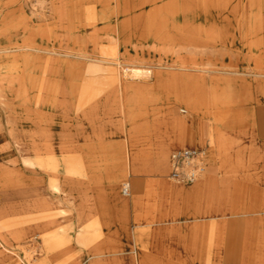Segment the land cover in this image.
I'll list each match as a JSON object with an SVG mask.
<instances>
[{"label":"rangeland","instance_id":"1","mask_svg":"<svg viewBox=\"0 0 264 264\" xmlns=\"http://www.w3.org/2000/svg\"><path fill=\"white\" fill-rule=\"evenodd\" d=\"M113 9L122 14L113 15L109 32L98 13ZM130 13L138 21L128 25ZM130 47L159 56L138 68L141 63L118 56ZM77 63L84 64L86 80H154L158 72L170 97H178L181 117L201 106L210 120L202 142L189 143L194 135L186 133L180 147L242 146L229 147L222 160L243 156L246 166L252 155L264 158V152H237L253 150L250 145L264 150V0H0V232L6 240L0 237V264H141L139 247L137 262L127 255L97 262L111 255L100 248L107 234L92 222L79 232L72 212L59 208V196L56 204L49 199L50 189L61 193L59 158L50 154L33 163L27 151H17L28 149V136L14 135L12 124L29 119L30 81L65 79L67 65ZM206 164L204 177L212 170L209 157ZM236 166L218 170L223 200L209 204L227 203L229 214L211 222L225 231L210 233L209 240L214 246L228 240L229 264H264V168ZM45 178L50 189L35 184ZM142 235L151 234L136 229L138 245Z\"/></svg>","mask_w":264,"mask_h":264},{"label":"crops","instance_id":"2","mask_svg":"<svg viewBox=\"0 0 264 264\" xmlns=\"http://www.w3.org/2000/svg\"><path fill=\"white\" fill-rule=\"evenodd\" d=\"M100 6L97 2L96 9ZM120 13L115 9L99 11L103 21L98 23L108 25L104 28L110 32L113 15ZM131 14L126 19L128 25L138 21ZM121 54L131 62L141 63L134 64L138 68L150 67L146 64L149 58L159 56L149 49L131 47L119 49L118 56ZM158 68L151 66L153 71ZM66 69L65 79L30 81L29 119L12 125L14 135L28 136V149L20 145L17 151H27L30 161L34 163L36 158L50 154L59 158L60 176L56 178L60 195L50 189V179L45 178V183L38 179L35 184L49 185L53 204L59 196V208L72 212L73 226L79 229L92 222L100 226L98 233L107 234L100 248L111 251V255L96 261L119 262L124 255L129 262L136 261L133 253L139 247L141 264H229L228 240L215 246L209 240L210 233L225 231L211 222L229 214L228 204L216 202L213 207L209 201L223 200L224 174L220 169L227 164L237 165V169H260L264 168V158L255 161L257 155H252L247 166L240 160L247 159L243 156L236 157L239 162H225L223 154L230 152L229 147L242 146H202L198 149L207 150L210 175L191 186L177 188L168 177L171 153L182 148L181 138L186 133L196 139L187 138L189 143H200L210 121L206 110L199 106L198 111L191 110L189 118L181 117L177 113L178 97H170L158 72H154V80H86L84 64L77 63L73 68L67 65ZM69 71L75 76H69ZM252 148L237 152H264L259 146L250 145L248 149ZM126 184L129 196L123 194ZM138 228L142 234H151L146 240L142 235L139 245L134 236Z\"/></svg>","mask_w":264,"mask_h":264},{"label":"built area","instance_id":"3","mask_svg":"<svg viewBox=\"0 0 264 264\" xmlns=\"http://www.w3.org/2000/svg\"><path fill=\"white\" fill-rule=\"evenodd\" d=\"M207 150L182 147L175 149L170 156L171 171L169 178L180 186L197 183L207 168ZM123 194L130 195L129 186L123 187Z\"/></svg>","mask_w":264,"mask_h":264},{"label":"bare ground","instance_id":"4","mask_svg":"<svg viewBox=\"0 0 264 264\" xmlns=\"http://www.w3.org/2000/svg\"><path fill=\"white\" fill-rule=\"evenodd\" d=\"M188 148H195V149H198V148H196V147H188Z\"/></svg>","mask_w":264,"mask_h":264}]
</instances>
